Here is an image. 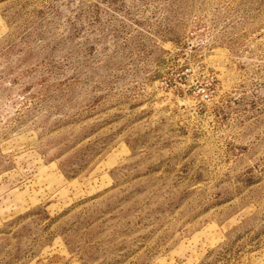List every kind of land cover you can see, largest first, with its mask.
Instances as JSON below:
<instances>
[{"label":"rangeland","instance_id":"1","mask_svg":"<svg viewBox=\"0 0 264 264\" xmlns=\"http://www.w3.org/2000/svg\"><path fill=\"white\" fill-rule=\"evenodd\" d=\"M0 264H264V0H0Z\"/></svg>","mask_w":264,"mask_h":264}]
</instances>
